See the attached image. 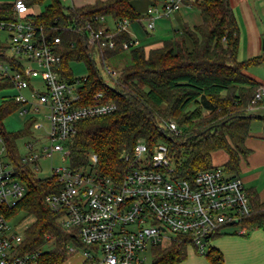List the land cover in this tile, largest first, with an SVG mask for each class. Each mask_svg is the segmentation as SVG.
Instances as JSON below:
<instances>
[{
    "label": "trees",
    "instance_id": "16d2710c",
    "mask_svg": "<svg viewBox=\"0 0 264 264\" xmlns=\"http://www.w3.org/2000/svg\"><path fill=\"white\" fill-rule=\"evenodd\" d=\"M46 1L27 3L32 7ZM132 1L94 0L66 6L61 0H48L40 12L30 14L33 24L42 27L47 37H60L59 70L64 79L74 82L79 78L73 75L71 61L81 60L88 67L78 87L80 104L92 102L93 96L102 92L106 101L116 105L111 113L78 122L75 133L64 143L69 151V167L90 168L98 175L118 180L133 164L134 147L142 141L149 151L158 143L167 145L179 178L192 179L197 172L214 167L212 155L219 150L227 155L224 169L238 175L240 159L250 152L246 139L254 114L247 106L262 85L247 70L264 62V51L247 59L238 58L239 28L229 0H184V4L198 10L201 21L183 24L156 47L145 48L139 43L124 48V42L130 44L134 39L128 31L115 33L112 48L89 46L88 24L95 29L113 30L120 19L132 23L148 18L136 10ZM11 7V2H0V15L10 12ZM124 51H128L129 62L115 68L117 74L110 77L109 85L95 57L102 66L106 59ZM9 88L8 81L0 80V93ZM22 106L13 95L0 98V140L15 175L26 187L17 204L11 209L0 205V213L8 218L20 213L33 216L23 231L21 252L41 250L38 264H64L70 255L68 243L86 246L76 233L66 231L60 214L51 211L45 202V196L59 191L61 183L55 177H38L23 163L17 150L16 140L32 134L30 126L35 118L28 119L24 130L5 128L6 116ZM169 121L175 122L178 132L169 129ZM92 154L96 155L94 162ZM246 193L252 210L241 220V227L244 231H264V198L253 189H246ZM188 246L181 236L156 245L150 251V264H178L186 258ZM207 247L202 254L210 264H225L219 249Z\"/></svg>",
    "mask_w": 264,
    "mask_h": 264
},
{
    "label": "built area",
    "instance_id": "2783aa9c",
    "mask_svg": "<svg viewBox=\"0 0 264 264\" xmlns=\"http://www.w3.org/2000/svg\"><path fill=\"white\" fill-rule=\"evenodd\" d=\"M11 3V11L0 15V80L8 81L13 97L22 102L17 110L21 116L39 107L47 110L48 144L26 143L27 153L22 155L23 163L35 172L42 156L61 152L62 160L68 157L64 143L75 133L79 121L111 113L116 105L106 101L102 92L96 93L92 102L80 104L78 87L82 77L70 82L59 70L60 37H47L42 27L33 24L27 0ZM158 3L147 9L146 31L154 29L158 18L178 11L184 0ZM129 24L126 18L113 24V30L95 29L88 24L86 42L98 49L112 48L115 33L128 31ZM139 43L134 38L130 44L124 42L123 47ZM107 73L115 77L117 71L107 67ZM38 83L41 85L36 86ZM263 99L261 85L247 109L252 110ZM168 127L179 131L174 121H169ZM3 149L0 147V153ZM91 159L94 162L96 155L92 154ZM133 159L118 180L98 175L90 168L73 170L69 165L51 166L46 176L55 177L61 187L47 194L45 202L51 211L60 214L66 231L76 233L86 246L88 264H146L152 247L179 236L202 253L225 226L237 225V234L244 233L240 222L252 208L238 175L220 165L199 171L192 179L179 178L168 146L163 143L149 151L139 141ZM25 191L12 165L0 161V205L11 209ZM13 218L0 213V264H38L42 251L21 252L23 234L12 230ZM66 248L69 254L77 251L73 243Z\"/></svg>",
    "mask_w": 264,
    "mask_h": 264
},
{
    "label": "crops",
    "instance_id": "0c3cea01",
    "mask_svg": "<svg viewBox=\"0 0 264 264\" xmlns=\"http://www.w3.org/2000/svg\"><path fill=\"white\" fill-rule=\"evenodd\" d=\"M93 1L94 0H71V4L81 6L92 3ZM229 1L239 28L238 58L242 60L262 54L264 51V0ZM132 3L136 10L142 14H146L147 9L152 4L151 0H133ZM193 8L192 5L184 4L178 11L171 14L173 20L178 24L176 29H180L183 24L195 25L201 21L200 18L198 22H190V11ZM169 17L163 18H166L164 19L165 21H170ZM135 23L136 22H132L129 24L128 32L131 37L138 39L140 44H142V41H145L144 43L146 44H142L145 48L156 47L162 43L163 39L157 40V36L151 33V31H146L145 25H141V21H137V23H140L142 29H140L138 25L135 26ZM143 29L145 35H141V33L144 32L142 31ZM169 33L167 37H170L173 31ZM262 66H264V62L250 67L252 70L249 74L264 85V76L258 74L257 71H253L257 68H262ZM252 110L256 118L264 120V99ZM246 145L250 149V152L240 159L238 174L245 169V175L241 176L245 188L255 190L261 198H264V135H250L249 132ZM261 186L262 188L260 189ZM213 238L211 246L221 251L225 264H264L263 230L252 229L248 237L225 235L215 240ZM74 253L70 254L69 257ZM186 258L178 264H210L203 254H190V256ZM68 259L66 261L70 264H86L84 253H82L81 258L77 262Z\"/></svg>",
    "mask_w": 264,
    "mask_h": 264
},
{
    "label": "rangeland",
    "instance_id": "374dc122",
    "mask_svg": "<svg viewBox=\"0 0 264 264\" xmlns=\"http://www.w3.org/2000/svg\"><path fill=\"white\" fill-rule=\"evenodd\" d=\"M47 1L41 5L32 6V12L35 14L40 12L42 10V8L44 7V5L47 4ZM61 1L66 6L71 5V0H61ZM0 2H11V0H0ZM190 14H191L190 19H189L190 22H193V21L198 22L199 21L200 15H199V12L196 8L191 9ZM169 18H170V21H165L164 19H166V18H159L156 20L155 27L151 31V33H153L155 36H157V38H158L157 40H159V39L162 40V39L168 38L167 36L170 34L169 32L172 33L173 29L177 28L178 24L175 20H173L172 15ZM141 23H142L141 25H145L146 19L141 20ZM134 25L135 26L138 25L140 27V29H142L140 23L136 22ZM135 26H134V28H135ZM142 31H144V29ZM143 34L145 35V31L143 33H141V35H143ZM144 42L145 41H142V44H146ZM95 59H96V62L98 64L99 70L102 74L104 81L109 85H112V81L110 80V76L107 73V67L115 69L116 67H120L123 64L129 62L128 51H124L121 54H118L114 57L106 59L102 66H101L98 58L95 57ZM70 67H71L73 75L75 77H83V76H86L88 73V67L86 66L85 62H83L81 60L71 61ZM251 70L252 69L249 68L247 70V72L251 73ZM253 71H257L258 74L264 76V66H262V68H257ZM39 85H41V84L40 83L36 84V86H39ZM27 92H29V90ZM27 92H25L26 95H28ZM12 94H13L12 89H10V88L5 89V90L1 91L0 98L2 96L12 95ZM251 112L254 114L253 110ZM46 114H47V110L43 107H39L38 110L32 109V111H30L29 114L24 115V116H21L18 113V111L11 112L10 114H8L6 116V118L4 120V125H5V128L9 131L24 130V128L27 125L28 119L30 117L35 118L34 124L30 126V131L32 132V134L20 136L16 140L17 150H18L20 155H25L27 153L26 143H29V142L33 143L35 146H39L41 144L42 145L48 144V137H47L48 120L46 118ZM249 132H250V135H264V120H262L260 118H256L254 116L251 120V123H250V131ZM0 147H3V143L1 140H0ZM226 159H227V155L223 150L216 151L212 155V163L214 166L222 165L226 161ZM0 161L2 163H10V161L6 155V151L4 149L0 153ZM67 165H68V157H66L64 160H62V153L61 152H53V154L50 157L49 156H42L37 161L38 169L35 170V173L38 177H46L47 175L50 174V167L51 166L52 167H59V166H67ZM244 175H245V169L242 170L240 172V174H238V176L240 178H241V176H244ZM261 188H262V186L260 187V189ZM33 219H34L33 216L25 215L23 213L16 215L12 219V221H10V224L12 226V230L17 232V233L23 234L24 229L33 221ZM236 231H237V225L225 226L221 231L222 233H220L219 235H217L213 239L215 240V239H217L221 236H225V235H238L241 237H248L250 235L252 229L244 231L243 235L237 234ZM211 243H212V240H211ZM75 246L77 248V252L74 253L73 255H71L70 256L71 258L69 257V259H72V261L74 260L77 262L81 258L82 253H84V248L79 247V246L77 247V245H75ZM207 248L208 247H205L204 251H207ZM187 252H188L187 258L190 256V254H195V255L202 254L199 251H196V249L191 245H189L187 247ZM151 260H152V257L149 255L148 259L146 261V264H150ZM64 264H70V263L66 261Z\"/></svg>",
    "mask_w": 264,
    "mask_h": 264
}]
</instances>
